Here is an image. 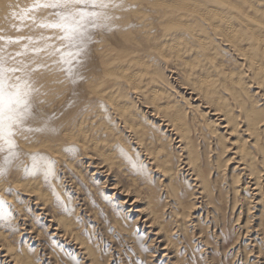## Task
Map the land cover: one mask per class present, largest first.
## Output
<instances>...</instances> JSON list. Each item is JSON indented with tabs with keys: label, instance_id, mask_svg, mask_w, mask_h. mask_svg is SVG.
Instances as JSON below:
<instances>
[{
	"label": "bare ground",
	"instance_id": "bare-ground-1",
	"mask_svg": "<svg viewBox=\"0 0 264 264\" xmlns=\"http://www.w3.org/2000/svg\"><path fill=\"white\" fill-rule=\"evenodd\" d=\"M36 4L0 0V57L6 67L23 69L15 75L33 89L32 115L13 129L11 150L4 145L0 151V165L5 157L10 160L0 175L6 210L13 206L10 199L25 202L46 219L53 234L73 241L92 264L98 263L76 226L81 206L73 193L87 180L76 169L78 160L82 170L91 168L88 176L113 190L111 197L115 192L134 195L120 204L129 205L127 211L136 213L135 221L150 232L156 229L152 233L158 245L165 243L160 249L172 247L171 264H192L193 253L202 252L211 235L225 240L235 234L227 248L237 246L231 252L235 255L246 245L238 240L249 231L250 218L232 231L225 226L238 225L243 205L246 214L251 209L247 197L227 198L237 170L236 175L252 174L251 190L261 205L257 227H251L261 234L252 238L260 247L248 262L264 264V229L258 232L264 223V192L259 189L264 115L261 119L256 112L264 110V0H114L96 26H89L91 39L79 64L64 62L68 51L75 50L66 46L59 28L43 26L56 18ZM29 7L36 12L26 14ZM223 135L231 147L224 143L222 151L216 139ZM230 151L242 161L228 169L222 186V168L235 162L227 156ZM34 154L54 161V175L45 179L43 173H31ZM140 162L149 170L146 175L134 171ZM262 181L264 186V177ZM238 201L244 204H238L231 219ZM202 213L209 233L202 225L196 235ZM6 221H0L1 256L15 264H34L26 245L8 239ZM193 235L196 242L190 241ZM195 243L199 246L193 250Z\"/></svg>",
	"mask_w": 264,
	"mask_h": 264
},
{
	"label": "rangeland",
	"instance_id": "rangeland-1",
	"mask_svg": "<svg viewBox=\"0 0 264 264\" xmlns=\"http://www.w3.org/2000/svg\"><path fill=\"white\" fill-rule=\"evenodd\" d=\"M39 9L45 10V11H52L51 9L44 8V7H38ZM29 12H32L34 14L36 11L31 9L29 7L26 10V14H29ZM17 40V39H16ZM171 75V74H170ZM173 76V75H172ZM248 99L250 102H255L256 97L252 96L251 94H248ZM258 104L255 102V105ZM258 109V108H257ZM232 112L235 113V107H232ZM259 117L262 119V116L264 115L263 109L256 110ZM262 123V120L260 121ZM241 124V123H240ZM264 126V124H263ZM260 131L264 133V127H259ZM218 141V150H222L224 148V143L231 147L230 144L227 143L224 135L223 136H217ZM209 141V139H208ZM212 143V142H211ZM173 144V143H171ZM231 150V149H230ZM230 151L227 156H234L235 159L228 163L226 165V168H222V179L219 181L220 184L223 186L224 180H227L228 178V169L237 165V161L242 159H239V157ZM223 155L222 157H224ZM234 163V164H233ZM79 164V165H78ZM81 163H79L78 160H76V169L81 170V173L84 175V178H86L88 182H84L81 187H78L76 193H73V191H69V194L73 193V196L75 197L76 205L81 206L78 214L75 216L77 220L75 219L77 230L79 229L81 234L85 237V239L90 243L92 249L95 253V261H98L96 264H171L173 262V258H169V256H172V247H168V249H160L162 246H164V242H161L159 245L157 243L158 238H156L155 235H153L152 232L149 231V228L144 227L141 222L135 221V218L137 217L136 213H131L130 211H127L129 208H131L129 205H121V199H127L128 202H130L134 195H123V194H115L113 197H111L110 194L113 193V190L108 189L105 186H102V180L101 181H95L93 180V176H88V172H90L91 168L87 167V171L82 170L79 168ZM140 165H143L142 162H140ZM255 169V168H254ZM253 169V171H254ZM236 170V169H234ZM146 171H149L146 169ZM214 173V171H211ZM224 173V174H223ZM237 170L233 171V176H236L237 181L234 183V188H230L231 190H228L227 194L228 199L229 196H235L236 200H239L241 198L247 197L246 199L249 202V206L251 207L248 214H246L247 210L243 203H240L242 201H238V203L235 204V207L233 209V213L231 215V219H234L233 216L239 211V205H243L241 208V212L238 215L237 223L238 225L231 226L225 225L226 229L229 231H232L233 228H238V226H242L245 222V218H250V227L248 228L249 231L247 232L245 238L239 239L238 242H242L244 240V243L246 245L242 246L240 250H238L237 255L234 253H231L233 250H236L237 246H234L232 250L227 248L229 247L230 243L233 241L232 235H228L225 240L217 239L213 235H211L210 243H206L204 241L205 246H201L202 252L205 253V258L202 255V252L197 253L195 251L194 258L192 261V264H211V263H219V264H252L248 262L249 258H252L251 256H256V249L257 247H260L257 240L252 241V238L256 235L261 237V234L252 233L251 227H257L255 224L259 221L257 220V215H259V210L261 208V205L258 203H255L258 199V195L254 194L256 193V190H251V188L254 186L252 174L250 177H245L244 175H236ZM155 177V174L152 173ZM259 178L261 183L259 184V189L261 192H264V186H262V178L264 177V173H259ZM254 176V174H253ZM92 180V182H90ZM155 179L153 178L151 182H155ZM157 181V180H156ZM90 182V183H89ZM90 185V186H89ZM67 186V185H66ZM67 190H74L71 189V187H66ZM75 192V191H74ZM135 193V192H134ZM158 193V191H157ZM246 195V196H245ZM133 196V197H132ZM122 197V198H121ZM250 197V198H248ZM10 203H12L13 206H10V210L8 211L10 213L9 221H6L7 225H4L3 230L6 235H8V239L11 243H14L16 246H23L26 245L28 250H31L32 254L34 255V264H74L72 260L69 259L68 254L71 253L75 255L77 260L79 261V264H92L90 262V259L83 253L82 250H80L73 241H68L67 239H59L57 235L53 234V230L48 228L47 221L43 217H39L36 214V210L31 209V207L26 205V203L18 201L15 202L10 199ZM81 203V204H80ZM229 203V201H228ZM199 204V203H196ZM228 205V204H227ZM238 205V208L236 206ZM142 204L138 205V207H141ZM167 211L164 210V214ZM200 212V210H199ZM194 211L193 215H198V213ZM14 218L12 219V217ZM203 213L202 217L200 218V221L198 223V226H196V229L194 232H196V235L198 234L197 231L201 228L203 225L204 232L208 234L209 227H204L205 222L203 219ZM142 218L143 215H142ZM193 219V218H190ZM264 220V219H263ZM262 220V222H263ZM28 224V225H26ZM80 224V225H78ZM208 224V223H207ZM263 224V225H262ZM30 227H33L31 230ZM47 227V228H46ZM245 227V226H243ZM82 228V230H81ZM190 226L187 227L189 229ZM259 231L261 232L262 229H264V223H261L259 227ZM213 228L210 227V230ZM2 230V229H1ZM29 230V231H27ZM242 231V234H244V228H240ZM32 231V233H30ZM216 230H214L215 232ZM204 232L202 236L204 235ZM252 233V235H250ZM177 234H174L173 236L176 237ZM143 237V240H140L139 237ZM213 236V237H212ZM89 237V238H88ZM156 238V241L154 240ZM241 238V237H240ZM89 239V240H88ZM242 240V241H241ZM190 241H195L194 235L190 238ZM223 246H222V244ZM238 243V244H239ZM143 245V247H141ZM255 247L248 251L251 246ZM192 249H196L198 244L192 245ZM208 246V247H207ZM223 247V248H221ZM146 249V250H145ZM182 250V249H181ZM171 252V253H169ZM167 254L165 257H162L161 254ZM188 254L191 252L188 251ZM148 254L150 256H148ZM186 254V253H185ZM211 254L213 255V259H210ZM2 252H0V264H15L13 263L10 258H4L1 256ZM153 255V256H151ZM203 257V259L201 258ZM239 257H242V261L239 263ZM200 258V259H199ZM202 259V262H200ZM9 260V261H8ZM198 260H200L198 262ZM255 260V258H254ZM89 262V263H88ZM177 264H182L180 262H177Z\"/></svg>",
	"mask_w": 264,
	"mask_h": 264
},
{
	"label": "snow or ice",
	"instance_id": "snow-or-ice-1",
	"mask_svg": "<svg viewBox=\"0 0 264 264\" xmlns=\"http://www.w3.org/2000/svg\"><path fill=\"white\" fill-rule=\"evenodd\" d=\"M36 6L52 10L55 21L43 26L59 28L64 33L62 39L68 42L66 46L75 50L68 51V59L64 62L74 61L79 64L81 61L77 58L84 52L91 39L88 34L89 26H96L97 20L104 15L103 10L115 4L114 0H43L42 4L37 0ZM22 71L21 68L6 67L3 57H0V151L4 150V145L11 150L13 129L21 128L24 121L32 115L30 96L33 89L27 80L15 75ZM73 150L74 148L66 149ZM31 160L32 174L43 173L45 179L54 175V161L39 154H34ZM9 163L10 160L5 157L3 165H0V175L6 174V165ZM134 171L146 175L143 165L134 166ZM53 194L55 195V192ZM9 218L10 213L6 210L5 202L0 200V221ZM139 239L143 240V237ZM68 256L74 264H79L75 255L69 253Z\"/></svg>",
	"mask_w": 264,
	"mask_h": 264
}]
</instances>
